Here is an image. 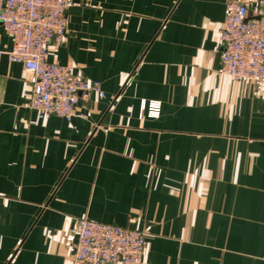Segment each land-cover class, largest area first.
Returning <instances> with one entry per match:
<instances>
[{
	"label": "crops",
	"instance_id": "1",
	"mask_svg": "<svg viewBox=\"0 0 264 264\" xmlns=\"http://www.w3.org/2000/svg\"><path fill=\"white\" fill-rule=\"evenodd\" d=\"M227 1L75 0L49 61L105 96L71 122L40 120L23 67L1 59L0 264H73L83 218L143 230V264H264V93L219 74Z\"/></svg>",
	"mask_w": 264,
	"mask_h": 264
},
{
	"label": "built area",
	"instance_id": "2",
	"mask_svg": "<svg viewBox=\"0 0 264 264\" xmlns=\"http://www.w3.org/2000/svg\"><path fill=\"white\" fill-rule=\"evenodd\" d=\"M75 0H0V27L12 38L4 50L0 40V61L23 67L31 84L26 107L40 120L58 116L71 122L78 115L80 98L104 91L70 67L49 61V47L65 44L68 38V10ZM220 32L219 74L235 81H249L264 93V12L249 18L243 0H228ZM160 101L141 102L140 117L159 118ZM143 230L75 220L67 234L74 248L73 264H143L146 248Z\"/></svg>",
	"mask_w": 264,
	"mask_h": 264
}]
</instances>
